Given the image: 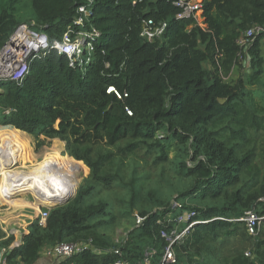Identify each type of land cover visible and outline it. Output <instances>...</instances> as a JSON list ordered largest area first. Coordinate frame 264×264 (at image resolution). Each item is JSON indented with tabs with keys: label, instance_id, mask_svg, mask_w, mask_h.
<instances>
[{
	"label": "trees",
	"instance_id": "1",
	"mask_svg": "<svg viewBox=\"0 0 264 264\" xmlns=\"http://www.w3.org/2000/svg\"><path fill=\"white\" fill-rule=\"evenodd\" d=\"M23 1L0 0V48L21 24L51 44L99 36L75 68L49 49L22 83L0 85V127L38 147L58 139L89 169L20 245L0 225L5 264H37L63 243L83 249L51 264H161L172 231L183 234L174 264H264V32L240 45L264 28V0H201V24L179 18L175 0H29L35 16L21 19ZM148 20L165 24L152 42L141 37ZM249 211L263 218L254 236L240 221ZM239 237L250 256L206 258L205 248Z\"/></svg>",
	"mask_w": 264,
	"mask_h": 264
},
{
	"label": "built area",
	"instance_id": "2",
	"mask_svg": "<svg viewBox=\"0 0 264 264\" xmlns=\"http://www.w3.org/2000/svg\"><path fill=\"white\" fill-rule=\"evenodd\" d=\"M173 4L182 10L179 18L193 19L197 23L202 22V3L201 0H175ZM79 12L84 16L88 14V11L81 7ZM84 23V17L76 19L75 24L82 25ZM165 30V24L160 26L156 25L153 20L144 22L141 37L149 42L160 38ZM264 32L263 27H254L246 33V37L240 41V45H246L250 40L256 38ZM99 34L93 32L91 34L82 33L76 38H72L69 33L64 35L62 42H55L51 44L47 36L33 29L29 24H21L9 37L8 41L0 48V85H5L11 82L22 83L29 72V66L31 61L36 55L42 52L55 49L60 54L67 56L71 67L75 68L77 63L82 64L83 53L82 49L85 45H88L90 51L93 50L91 43L92 37L97 38ZM89 61V59H87ZM109 92H115L120 98V95L115 91L114 88H110ZM50 210H44L40 212V225L46 223L49 217ZM240 221L245 222L246 229L249 235H256L261 228L263 218H261L256 212L249 211L246 215L240 218ZM140 219H138V223ZM165 236V235H164ZM183 234H176L172 231L169 240L171 245L166 250L165 256L161 264H174L176 258L172 250V246L176 241H179ZM18 243V242H17ZM15 243V246L19 244ZM83 249L82 245L79 244H67L63 243L56 247L49 249L47 254L54 259L70 257L79 253ZM246 256H250L247 252ZM0 264H5L3 251L0 252ZM116 264H123L118 262Z\"/></svg>",
	"mask_w": 264,
	"mask_h": 264
},
{
	"label": "rangeland",
	"instance_id": "3",
	"mask_svg": "<svg viewBox=\"0 0 264 264\" xmlns=\"http://www.w3.org/2000/svg\"><path fill=\"white\" fill-rule=\"evenodd\" d=\"M19 13L18 17L21 19H27L32 18L35 16V12L32 6V3L29 0L23 1L19 7H18ZM264 48V47H263ZM246 73L243 72V75ZM17 130L16 128L12 126H6V127H0V133H8V131ZM13 135H21L22 142H26V148L21 151L20 155L24 154L25 158L23 156L19 157L16 164L12 165L7 170H19L24 169L26 171H31L34 166H36L38 163L42 162L43 160L51 157L52 155H59L61 157V162L58 163L59 166L62 167V170L69 174L73 178V182L75 184V191H77V188L79 184L82 182V180L88 176L89 169L81 162L77 163L69 158L68 156H63V152L65 151V143L58 140H43V143L38 147V142L35 138L32 136L16 131L13 133ZM2 137H0V145L2 144ZM21 158V159H20ZM23 159V160H22ZM21 161V162H20ZM73 162V163H72ZM0 181H2V172L0 171ZM74 191V192H75ZM74 194V193H73ZM0 200H5L2 197V191L0 189ZM36 198L32 192H20L14 194L8 201L9 204H16V207L19 209V216L17 215V218L20 217L21 220H26L25 222L28 223V225L32 224L36 218L38 217V213L40 211L44 210H52L50 208V205L54 204L55 202H45V201H38L39 205H42L39 207V205L30 204L35 202ZM29 215V218L26 217V215ZM25 222L22 221V224H25ZM123 225L117 228V230L114 232V238L115 240H119L126 236V228L128 229L129 226L126 225L125 222L122 223ZM25 226V225H24ZM25 229H28L27 227H21L19 228V231L15 233L14 236H17L18 243L20 242V232L24 231ZM15 246V245H14ZM249 242H247L245 239L242 238H236V239H230L226 242H220L213 246L207 247L204 249L206 250V258L207 259H215L219 260L222 257L225 256H232L239 252H249ZM48 252L45 250V253ZM49 256V255H48Z\"/></svg>",
	"mask_w": 264,
	"mask_h": 264
},
{
	"label": "bare ground",
	"instance_id": "4",
	"mask_svg": "<svg viewBox=\"0 0 264 264\" xmlns=\"http://www.w3.org/2000/svg\"><path fill=\"white\" fill-rule=\"evenodd\" d=\"M16 131L0 133V137L3 139L0 145L2 197L9 200L14 194L26 191L32 192L38 201L57 203L73 194L75 191L73 178L58 165L62 159L57 154L38 163L31 171L7 170L16 164L19 157L25 158L24 154L20 155L19 153L20 150L26 148V142H22L21 135H13ZM76 165L78 164L76 163Z\"/></svg>",
	"mask_w": 264,
	"mask_h": 264
},
{
	"label": "crops",
	"instance_id": "5",
	"mask_svg": "<svg viewBox=\"0 0 264 264\" xmlns=\"http://www.w3.org/2000/svg\"><path fill=\"white\" fill-rule=\"evenodd\" d=\"M5 200H0V225L4 230V232L7 234V236L15 235V233L19 231V228L27 227V226L29 227V225L27 222H25L26 220H21L20 217L17 218V215L19 214V209L16 207V204L13 203L9 204ZM29 203L32 205L33 204L39 205L38 201L36 200L33 203L31 201ZM26 217L29 218V215L27 214ZM22 221L25 222V224H22ZM27 233H28V229H25L24 231L20 232L21 235V238L19 239L20 242L22 240V237ZM14 237H15V242L13 243L11 248L14 246L16 242H18L17 236ZM53 261L54 258L49 257L47 252L45 253V250H43L37 264H51Z\"/></svg>",
	"mask_w": 264,
	"mask_h": 264
},
{
	"label": "water",
	"instance_id": "6",
	"mask_svg": "<svg viewBox=\"0 0 264 264\" xmlns=\"http://www.w3.org/2000/svg\"><path fill=\"white\" fill-rule=\"evenodd\" d=\"M75 194H76V191L74 192V194H70L69 196H67L66 198L60 200L59 202L50 205V208L54 209L55 207L65 205L66 203H68L75 196ZM41 206L42 205H39V207H41Z\"/></svg>",
	"mask_w": 264,
	"mask_h": 264
}]
</instances>
